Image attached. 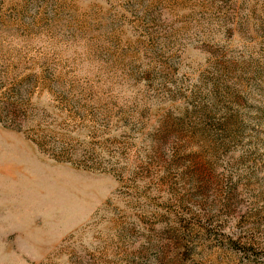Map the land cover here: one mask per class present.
<instances>
[{
  "label": "rangeland",
  "instance_id": "1",
  "mask_svg": "<svg viewBox=\"0 0 264 264\" xmlns=\"http://www.w3.org/2000/svg\"><path fill=\"white\" fill-rule=\"evenodd\" d=\"M0 264H264V0H0Z\"/></svg>",
  "mask_w": 264,
  "mask_h": 264
}]
</instances>
